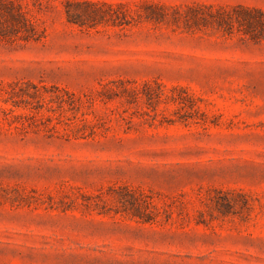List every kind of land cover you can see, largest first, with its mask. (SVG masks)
<instances>
[{
    "label": "rangeland",
    "instance_id": "1",
    "mask_svg": "<svg viewBox=\"0 0 264 264\" xmlns=\"http://www.w3.org/2000/svg\"><path fill=\"white\" fill-rule=\"evenodd\" d=\"M10 1L0 264H264V0Z\"/></svg>",
    "mask_w": 264,
    "mask_h": 264
},
{
    "label": "trees",
    "instance_id": "2",
    "mask_svg": "<svg viewBox=\"0 0 264 264\" xmlns=\"http://www.w3.org/2000/svg\"><path fill=\"white\" fill-rule=\"evenodd\" d=\"M234 11L240 12L244 14V32L249 34L251 38H264V11L260 9H248L244 8V6H235ZM0 17H3L4 19H8L7 21L10 22L15 28L19 29L20 31H26L29 36H33L34 27L33 25L25 18L24 14L20 10V7L16 5L13 1L10 0H4L0 2ZM31 87L34 89L32 93H29L27 91H12L11 95L7 97L6 101H10L12 106L15 109H22V110H32L35 113L39 112L41 110L42 104L44 103L43 93L40 91V88L35 85L31 84ZM55 90H57V87H54ZM63 94L67 95L70 99L73 98L72 93L65 89H59ZM44 94H47V90L44 89ZM25 96L28 98H39L37 99V105L29 106L27 103L28 99H25ZM55 100H57V103H59V107L63 105V103L69 104L70 109H73L74 107V101H65L61 95L55 94L52 95ZM15 98H18L19 100H15ZM51 98V99H53ZM25 102V103H24ZM5 113L10 114L20 125H26V117L27 115L24 113H16L13 109L8 108L4 110Z\"/></svg>",
    "mask_w": 264,
    "mask_h": 264
}]
</instances>
